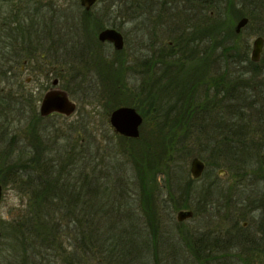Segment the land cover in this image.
<instances>
[{
  "label": "trees",
  "instance_id": "trees-1",
  "mask_svg": "<svg viewBox=\"0 0 264 264\" xmlns=\"http://www.w3.org/2000/svg\"><path fill=\"white\" fill-rule=\"evenodd\" d=\"M186 1L111 0L114 17L105 19H95L82 8L79 34H74L72 47L64 49L81 64L88 61L96 67L102 83L99 98L107 114L127 105L143 116L138 139L118 137L122 150H116L115 159L123 158L130 174L93 156L81 134L73 140L52 136L41 125L43 118L37 114L32 93L23 96L27 106L15 103L20 96L0 97V184L3 189L14 187L25 200L16 217L0 220V241H6V249L16 257L32 264H43L53 256L65 264H163L162 246L167 243L173 251L181 247L188 264L264 263V51L254 62L233 42L223 44L221 38L236 35L232 18L209 13L205 34L212 39L207 53L201 54L197 45L204 30L199 20L191 19ZM29 3H33L32 16L43 11L34 4L40 2ZM255 3L257 16H263L255 20L264 29V0ZM123 7L129 22L143 18L141 23L148 29L162 32L163 23L170 21L169 29H163L175 32L167 43L160 41L158 52L145 61L140 90L126 87L123 51L115 50L108 61L89 30L90 26L119 30L126 21ZM47 42L32 36L26 57L55 59L52 52L59 47ZM135 95L141 100L133 101ZM15 111L30 114L24 138L12 128ZM194 157L205 160L208 168L227 169L225 173L237 177L240 191L234 195L233 188L218 186L202 189V195L195 193V179L180 166ZM240 182H248L246 188ZM123 184L136 185L143 220L139 231L131 221L133 204ZM214 196L225 212L219 219L209 211ZM161 210L170 214L192 210L193 218L209 212L210 219L190 235L178 222L176 237L163 242ZM118 220L125 221L118 225Z\"/></svg>",
  "mask_w": 264,
  "mask_h": 264
},
{
  "label": "rangeland",
  "instance_id": "rangeland-1",
  "mask_svg": "<svg viewBox=\"0 0 264 264\" xmlns=\"http://www.w3.org/2000/svg\"><path fill=\"white\" fill-rule=\"evenodd\" d=\"M29 1L31 0H22V2L24 3H29ZM32 2H40L36 5L42 8L44 11H48L46 7H43V5H46L45 3H48V0H32ZM52 2L56 5V9H64V10L67 9V11L64 12H66L68 15L74 14L75 17L80 16L81 9L83 8L81 5H79L80 3L77 0H52ZM110 2L111 0L96 3L95 6H93V8L91 9V14H92L91 16H93L95 19L96 18L105 19L109 17L113 18L114 15H112L111 13L112 10L109 9ZM0 3H19V0H11L9 2H0ZM179 3H182V1H179ZM211 6L212 7L209 6L207 7L208 8L207 14H209L211 10L212 11L216 10L215 7L217 5L212 4ZM112 9L118 12L117 8L112 7ZM122 12L126 20L124 23L120 25L121 28L119 29V31H121L124 37L126 38L125 51H123L120 56L123 59L124 82L126 84V87L129 88L130 90L131 89L140 90L141 85L145 80L144 79L145 76L142 79L140 73L144 71V63L146 60L150 58L152 54L151 52H148V49H154L156 51L155 47H157L160 41L167 43L168 41L171 40L173 36H175V32L171 33L169 32V30L165 31V29H163L164 27L166 28L170 27L171 24L173 23L170 21L163 23L164 26H162V32H158L157 30L154 31L153 27L148 29L149 25L147 26L143 25L141 23L143 18H139L141 21L138 23L129 22L127 19L130 16L126 15L127 14L126 8L123 7ZM261 18H263V16H257L255 11L254 18L250 21L249 26L245 29L244 34L241 36L240 39V43L242 46L248 45L249 57L251 56L253 41L257 38V36L261 35L264 37V29L261 28V25L257 23V21L255 20ZM116 20L117 22H119L122 19L120 18V20L119 19ZM233 22H235V19L233 20ZM178 25H180L178 28L182 27L181 23L176 24V26ZM89 30L91 36L95 38L97 41L98 34L101 31V29H96L93 28V26H90ZM98 50L104 55L105 59H107L108 61L115 56L114 54L115 50L113 46L110 45L109 43H103V44L100 43ZM97 52L98 51H95V54ZM15 54L17 55L15 56L16 59L21 57L20 54H17L15 52L13 55ZM57 58L60 60L59 62L54 61L52 58H50L51 60H48L45 57L44 59L40 57L39 59L29 61V65H28L29 71L19 76L24 81L28 77L31 78V81L27 83V85L25 86L26 90L28 91L26 92L22 91L23 89L20 90L21 88H18L16 86L14 88L15 96H20V98L19 99L17 98V101L15 100V103L20 101V103H24V105L27 106V98H24L23 96H27L28 93H32L34 98L37 99L36 111L37 114L40 115L39 106L42 96L49 88L52 87L51 81L53 76H56V72L60 71V69L63 68L64 70L62 72V77L60 78L59 87L62 89L66 88L65 90L69 92L71 99H73L77 104L76 111L74 114H72L69 117H65L59 114H53L46 118L42 117L43 122L41 123V125L48 127L49 132L51 133L52 136L65 135V136H70L73 140L77 138L78 134H81V136H83L84 139L83 142L90 144V148L92 150L93 156L104 158L103 163L107 165L111 164L112 166L119 168L121 172L125 171L126 173L130 174L131 173L130 166L124 163L123 161L124 159L123 158L115 159L117 152L116 150L118 149L122 150L121 148L122 144L120 143L121 141L118 138L119 135H116L111 129L108 122L109 113L107 114V110L103 106V101H101V99L99 98L102 90V85H101L102 83L96 71V67L95 66L92 67V65L88 64L87 59L84 60L87 61L86 64H81L80 60H78V57L75 55H65L62 56V58H59V56H57ZM62 59L63 62H61ZM64 59L68 61L67 64H64L65 63ZM19 62L21 65L22 60ZM51 67H56L54 71L55 74L53 75L50 74V72H53L50 71V69H52ZM156 71H158V69H156L155 72ZM21 97L23 98L21 99ZM138 98L141 100V96H137L136 98H133V101H137ZM12 116L13 115H11V117ZM14 116L16 122L14 121L15 125L12 128H15V130L18 129L17 137L24 138L23 132L26 129L25 126L27 121L30 120L29 119L30 114L26 111L23 112L15 111ZM18 120H20V122ZM86 127L88 128L87 131H85ZM10 136L11 134L8 137ZM17 137L15 138L16 143L18 140ZM72 140L70 139V142ZM17 146L18 148L22 147L21 143H18ZM192 159H190L187 163H181V164L179 163L181 169L185 172V174L189 178H192L190 173V163ZM203 161L205 162V160ZM178 166L179 165H177V167ZM219 170L220 169L214 167H210V168L206 167L203 177L199 180L195 179L194 182V187L196 189L195 193L197 194L199 193V195H202V189H207V188L215 189L216 187L220 186L225 189L233 188V191L231 192L232 194L236 195V193H238L237 190L240 191V187H239L240 184L239 181L237 180V177L234 178L233 176L229 175L228 172L225 173L223 177H221L220 174H218ZM162 180L163 178L160 181ZM248 182H240V183L243 184L241 186H244V188H246L245 186H247ZM123 187L129 190L128 201L133 204L132 206L133 213H131V221L132 223L135 224L136 230L139 231V228H143V220L141 219L140 211L138 210V204L136 200L137 199L136 185L131 184L130 188H128L125 184H123ZM214 198L215 196L212 197L211 200H209V202H214L212 203L209 211L212 212L213 214L215 213L216 219H219L221 216L224 215L225 212L222 209V203L218 202ZM235 199L237 198H234V200ZM24 201L25 200L22 198L20 193L14 187L8 185L5 189H3V195L0 202V220L11 221L24 209V204H25ZM176 213L170 214V212L168 211L163 212V210H161L163 242L164 240H168L169 238L172 239L175 238L176 235L178 234L177 232L178 229H180V227L178 226ZM209 219L210 218L208 212L205 214L204 217L199 218L198 216H196V218L185 220L184 222L181 223L182 224L181 227L182 228L184 227L187 230V233L189 232L188 235H190L191 233L194 234L198 227L207 225ZM249 219L250 217L248 218V220ZM119 220L117 221L118 225H122L123 222L125 221V220L124 221H119ZM214 221L215 223H217V220ZM70 241H72V238ZM162 247L165 249L163 251L164 252L166 251L163 264H188L190 262L186 259L188 255L184 254V250L181 249V247H178V250L176 248V251L170 249L167 243ZM6 248H8L6 246V241H3V243L0 241V264H32L31 261L23 260L19 257H16L14 251H12L11 249L7 250ZM9 251H11V253ZM53 257L45 259V262L43 264H65L62 259L56 260L53 259ZM40 262L38 264H40ZM91 263L92 262H90L89 264ZM92 264H97V263L93 262ZM100 264H106V263L101 262ZM135 264H141V263L137 262Z\"/></svg>",
  "mask_w": 264,
  "mask_h": 264
},
{
  "label": "flooded vegetation",
  "instance_id": "flooded-vegetation-1",
  "mask_svg": "<svg viewBox=\"0 0 264 264\" xmlns=\"http://www.w3.org/2000/svg\"><path fill=\"white\" fill-rule=\"evenodd\" d=\"M9 1L11 0H0V2ZM255 2L256 0H187L186 3L189 4L191 19L199 20L201 27L204 30V34L202 35V38L200 39V42L197 45L199 46V52L201 54H206L210 46L209 40L212 39H208V36L205 34L207 31V3H212L213 5L217 6L215 7L216 10H211L210 14L214 15V13H217L222 18H232V29L236 34H234L235 37L228 36L226 39L221 38L220 40L223 42V44H225L226 42H233V45L235 44L240 50H243L247 55L248 45L242 46L240 43V39L241 36L244 34L245 29L249 26L250 21L254 18V14L256 11ZM32 4L33 3H0V97H3L4 100H10L11 97L12 100H15L14 88L16 86L18 88H21L20 90L23 89L22 91H28L26 90L25 86L31 81V78L28 77L24 81L19 76L29 71L28 65L29 61H32V59L26 57L28 53L25 52L30 50V39L32 36L44 40H49V42L46 43L49 46H58L59 51L56 53L52 52V54L56 56L59 55V58H62V56L69 55L65 53L64 49H70L72 47V38L74 34H79V17L61 14V12L67 11V9H56V5L54 3H45L48 5H43V7H46L48 11L43 10L40 11L39 15L32 16ZM41 13H47L49 15L47 16ZM51 13H54L56 15H51ZM242 18H247L248 22L244 27L241 28L239 32H236L235 28ZM234 19L235 22H233ZM32 20H35L34 23H32ZM33 29L34 31H32ZM260 37L264 39L263 36L260 35ZM58 38H65V41H54ZM100 43L103 44L109 42ZM109 44L113 46V44ZM125 45L126 38L124 37V48L121 51H125ZM221 46L223 45H220V47ZM155 48L156 51L154 49H148V52H151L152 55H155L158 52L157 47ZM15 52L17 54H20V58L22 59H16L15 56L17 55H13ZM40 57L44 59V55H41ZM21 60L22 64L20 65L19 61ZM53 60L56 62L60 61L57 57L55 59L53 58ZM61 62H63V59L61 60ZM64 62V64H67L68 61L64 59ZM51 68L52 69H50V71L53 72H50V74L53 75L55 74L54 71L56 67ZM63 70L64 69L62 68L60 69V71L56 72V76H53L52 78L51 85L53 84V81L55 79H58L59 86ZM140 75L143 79L144 72L142 71ZM220 176L223 177V175Z\"/></svg>",
  "mask_w": 264,
  "mask_h": 264
},
{
  "label": "water",
  "instance_id": "water-1",
  "mask_svg": "<svg viewBox=\"0 0 264 264\" xmlns=\"http://www.w3.org/2000/svg\"><path fill=\"white\" fill-rule=\"evenodd\" d=\"M80 5L86 10L90 11L92 7L98 2V0H79ZM248 22L247 18H242L235 30L239 32ZM98 40L100 42H109L113 44V47L117 51H121L124 48L123 34L115 28H105L98 34ZM264 48V39L257 37L253 43V49L251 52V59L254 62L260 60L261 54ZM53 86L49 88L40 101L39 114L41 117L46 118L53 114L63 115L69 117L75 113L77 104L71 99L69 93L58 86V79L53 81ZM109 123L114 133L119 136H123L131 139H138L140 137V127L143 124L142 115L132 106H120L114 109L109 117ZM206 164L198 157H194L190 163V173L193 179H199L204 174ZM220 175H225L223 169L218 172ZM3 195V187L0 184V202ZM194 217L192 210H179L176 213V219L182 223L185 220ZM246 226V223H244Z\"/></svg>",
  "mask_w": 264,
  "mask_h": 264
}]
</instances>
